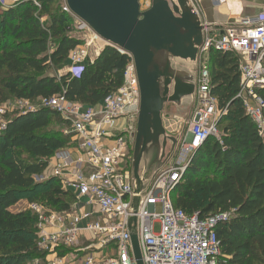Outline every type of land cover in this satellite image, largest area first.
Returning <instances> with one entry per match:
<instances>
[{"label":"trees","instance_id":"16d2710c","mask_svg":"<svg viewBox=\"0 0 264 264\" xmlns=\"http://www.w3.org/2000/svg\"><path fill=\"white\" fill-rule=\"evenodd\" d=\"M37 1L40 7L33 0L9 8L0 3V104L9 96L40 104L64 95L68 101L97 105L118 91L132 58L114 46L106 45L88 59L80 77L58 74L82 41L73 34L74 20L62 4L57 8V0ZM240 66L237 53L210 50L211 94L219 109H226L218 122L223 144L215 137L204 142L172 197L175 207L188 214L234 210L229 221L217 226L220 264H264V136L238 96ZM258 92L264 97V90ZM54 119L71 128L57 111L40 107L14 113L0 130V264L45 258L38 243L37 215L11 210L20 193H31L28 201L58 212L69 211L75 202L59 178L36 181L56 151L73 145V134L47 131Z\"/></svg>","mask_w":264,"mask_h":264},{"label":"built area","instance_id":"2783aa9c","mask_svg":"<svg viewBox=\"0 0 264 264\" xmlns=\"http://www.w3.org/2000/svg\"><path fill=\"white\" fill-rule=\"evenodd\" d=\"M18 1L14 0L13 5L9 0L0 3L3 8H9ZM141 1L142 11L152 6V0H148L144 9ZM33 2L40 7L37 0ZM63 11L73 18L75 28L92 31L71 11L66 0ZM244 25L241 32L236 27H227L212 34L205 28L203 46L198 53L200 71L195 94L199 102L189 129L169 165L155 170L149 179L145 176L137 210L132 208L135 191L131 151L134 153L141 97L130 54L132 62L126 69L123 86L97 105H83L56 95L43 99L38 107H30L28 111L40 107L54 109L71 122L65 133L81 139L75 147L56 151L49 161V173L39 176L59 178L63 189L74 194L75 202L69 211L49 215L42 206L31 205L38 215L39 247L45 253V258L36 259L34 264H137L133 234L138 238L144 264H220L217 226L229 221L234 210L206 216L200 212L188 214L175 207L172 195L204 142L215 137L223 144L218 122L226 109H219L216 97L211 94V49L240 56L238 96L244 99L248 115L264 136V97L258 92L264 90V12L245 20ZM106 45L112 46L107 42ZM70 58L67 72L78 78L85 70L86 57L76 49ZM119 120L124 123L122 127L116 125ZM5 127L2 124V129ZM133 218L135 221H131ZM156 223L161 225L160 233L154 232Z\"/></svg>","mask_w":264,"mask_h":264},{"label":"water","instance_id":"95a60500","mask_svg":"<svg viewBox=\"0 0 264 264\" xmlns=\"http://www.w3.org/2000/svg\"><path fill=\"white\" fill-rule=\"evenodd\" d=\"M66 2L99 38L130 54L135 63L141 97L132 163V208L137 210L147 172V165L142 164L147 148L151 145L158 156L167 146L162 117L166 102L179 105L196 93L193 74L178 68L175 61L197 60L204 27L189 0H152L145 11L139 0ZM162 135L165 139L161 144ZM132 243L137 264H144L135 234Z\"/></svg>","mask_w":264,"mask_h":264},{"label":"rangeland","instance_id":"374dc122","mask_svg":"<svg viewBox=\"0 0 264 264\" xmlns=\"http://www.w3.org/2000/svg\"><path fill=\"white\" fill-rule=\"evenodd\" d=\"M14 1V0H12ZM21 1V0H20ZM190 5L194 8L198 1L196 0H189ZM64 5V0H57L56 7L59 8ZM141 4L143 5V8L145 9L148 6V0H142ZM143 9V10H144ZM227 27H236L238 28V32H241L245 25L244 21L239 22L238 26H229ZM237 25V24H236ZM90 30H78L76 28V31H74L73 34H75L77 37H79L82 41V45L77 48V51L83 54L86 57V60L88 62V59H94L96 57V53L99 52V49H101V46L103 47L104 41L101 38H95L94 32ZM73 53V52H72ZM200 57V56H199ZM199 57L196 61H185V60H176L175 63L177 64L178 68H181L182 70L190 71L193 74V77L196 81V88H197V80L199 76V66H200V60ZM71 64V58H69L68 62L64 67H61L59 70H57L58 74H64L67 72L69 65ZM199 102L198 95L195 94L194 97H188L184 98L181 102V104L177 105L173 102H166L162 117H163V126L165 129V134L167 136V146L165 147L164 151L161 150L160 155L155 156V150L151 145L148 146V150L145 153L143 157L142 164L147 165V172L145 174L146 178L149 179L152 176V173L155 171L156 168H164L174 159L176 156L178 149L181 144V138H183L188 129H189V121L193 117L194 110L196 108V105ZM40 104L38 103H32L29 101L19 100L12 96H9L8 100L2 104H0V130L2 129V124L7 125V122L13 117L14 113L16 112H24L30 110V107H38ZM84 105V104H83ZM137 118V117H136ZM138 124V122H137ZM70 127H67L65 124H63L59 119H54L52 122V125L48 128V132L54 133L56 135H63L65 131H68ZM64 132V133H63ZM171 138L177 139V142L175 143ZM164 135L161 136V144L164 141ZM74 144V143H73ZM70 147V146H69ZM66 148V147H65ZM132 169V166H131ZM49 173V169L45 171L44 174ZM208 174V173H207ZM206 175V173L204 174ZM202 176H198L197 179H199ZM45 179H41V177H36V181H43ZM31 195V193L28 194V192L20 193V200L19 202L11 208V210L15 213L19 212H29L32 211L34 214V210L31 208L32 204H37L42 206L43 212L47 215L51 213H63L58 212L55 210H51L47 207H45L42 204L39 203H32L27 200V197ZM37 215V214H36ZM38 218V215H37ZM38 222V221H37ZM36 229V228H35ZM161 231V225L160 223H156L154 226V232L160 233ZM38 237V236H37ZM35 260H32L30 264H34Z\"/></svg>","mask_w":264,"mask_h":264},{"label":"crops","instance_id":"0c3cea01","mask_svg":"<svg viewBox=\"0 0 264 264\" xmlns=\"http://www.w3.org/2000/svg\"><path fill=\"white\" fill-rule=\"evenodd\" d=\"M9 2L14 4L12 0ZM197 5L198 12L196 13L195 10L194 12L199 16L204 27L203 35L205 28H208L212 34L214 31L220 33L221 30L227 28L228 24L238 26L239 22L264 12V0H200ZM105 46L106 42L104 41L103 47L101 46L96 54L99 55ZM116 125L122 127L124 123L119 120ZM77 140L81 141L77 136H73L74 144L70 147L77 146L79 143Z\"/></svg>","mask_w":264,"mask_h":264}]
</instances>
